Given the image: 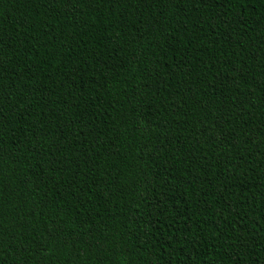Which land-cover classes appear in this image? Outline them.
<instances>
[{
    "label": "trees",
    "instance_id": "1",
    "mask_svg": "<svg viewBox=\"0 0 264 264\" xmlns=\"http://www.w3.org/2000/svg\"><path fill=\"white\" fill-rule=\"evenodd\" d=\"M0 264H264V0H0Z\"/></svg>",
    "mask_w": 264,
    "mask_h": 264
}]
</instances>
